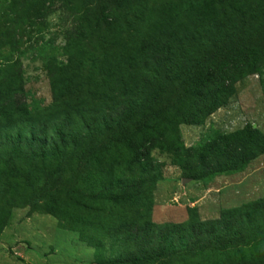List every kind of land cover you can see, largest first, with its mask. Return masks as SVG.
<instances>
[{
	"label": "trees",
	"instance_id": "trees-1",
	"mask_svg": "<svg viewBox=\"0 0 264 264\" xmlns=\"http://www.w3.org/2000/svg\"><path fill=\"white\" fill-rule=\"evenodd\" d=\"M46 1L76 23L63 60L35 47L52 100L30 107L14 53ZM0 53V183L10 195L0 218L16 199L61 217L99 250L98 264H264V196L214 219L187 207L180 222L153 221L142 201V185L163 180L153 148L204 183L264 155V132L250 122L190 147L178 132L262 71L264 0H8Z\"/></svg>",
	"mask_w": 264,
	"mask_h": 264
},
{
	"label": "rangeland",
	"instance_id": "rangeland-1",
	"mask_svg": "<svg viewBox=\"0 0 264 264\" xmlns=\"http://www.w3.org/2000/svg\"><path fill=\"white\" fill-rule=\"evenodd\" d=\"M7 4L8 0H0V11ZM45 8L38 19L32 18L23 25V35H18L19 53H14V58L19 54L21 59L23 99L30 107L48 106L52 100L49 79L41 60L36 57L35 47L47 44L49 50L63 60L64 36L76 23L60 1H46ZM34 21L37 24L31 25ZM235 87V95L203 124L178 126L185 147L201 141L211 130L230 132L247 122L264 132V67L260 73L250 74L237 82ZM150 153L161 164L163 174L162 181L142 185L143 204L152 210L151 218L155 222L183 221L187 218V207H195L203 220L214 219L222 208L239 206L264 196V155L243 172L217 176L204 183L184 177L181 168L171 164L168 152L153 148ZM184 178L189 180L183 183ZM2 187L5 188V183H0L1 206L10 198L8 192L3 193ZM12 201L15 202L8 205L5 218H0V264H98L99 250L82 238L81 228H70L61 217L41 208L19 205L17 199ZM106 242L104 255H109L111 244Z\"/></svg>",
	"mask_w": 264,
	"mask_h": 264
},
{
	"label": "water",
	"instance_id": "water-1",
	"mask_svg": "<svg viewBox=\"0 0 264 264\" xmlns=\"http://www.w3.org/2000/svg\"><path fill=\"white\" fill-rule=\"evenodd\" d=\"M187 180H189V179L184 178V179H182V182L184 183V182H186Z\"/></svg>",
	"mask_w": 264,
	"mask_h": 264
}]
</instances>
